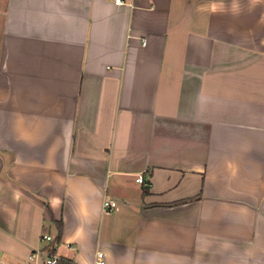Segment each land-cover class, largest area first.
Masks as SVG:
<instances>
[{"label":"crops","instance_id":"crops-1","mask_svg":"<svg viewBox=\"0 0 264 264\" xmlns=\"http://www.w3.org/2000/svg\"><path fill=\"white\" fill-rule=\"evenodd\" d=\"M44 234L264 264V0H0V264Z\"/></svg>","mask_w":264,"mask_h":264},{"label":"built area","instance_id":"built-area-1","mask_svg":"<svg viewBox=\"0 0 264 264\" xmlns=\"http://www.w3.org/2000/svg\"><path fill=\"white\" fill-rule=\"evenodd\" d=\"M119 2V1H117ZM137 182L142 183L143 177L138 176L136 179ZM104 208H108L109 210H115L116 208L110 207L111 203L109 201L104 202ZM41 241L45 244L40 249L33 251L30 256L29 260L33 261L35 264H61L63 261V257H61L56 249H57V242L54 241V238L50 235H42ZM68 248H72L71 245H67ZM104 254L102 252L96 253V261L94 264H104L103 261Z\"/></svg>","mask_w":264,"mask_h":264},{"label":"trees","instance_id":"trees-1","mask_svg":"<svg viewBox=\"0 0 264 264\" xmlns=\"http://www.w3.org/2000/svg\"><path fill=\"white\" fill-rule=\"evenodd\" d=\"M56 227L58 228V231L60 232L61 230V225L59 223H56ZM55 242H59V234L54 238ZM61 264H75L73 263V261L63 258V261L61 262Z\"/></svg>","mask_w":264,"mask_h":264}]
</instances>
